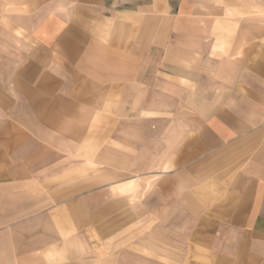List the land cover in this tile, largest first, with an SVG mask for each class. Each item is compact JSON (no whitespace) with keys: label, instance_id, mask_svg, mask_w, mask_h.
I'll return each mask as SVG.
<instances>
[{"label":"crops","instance_id":"1","mask_svg":"<svg viewBox=\"0 0 264 264\" xmlns=\"http://www.w3.org/2000/svg\"><path fill=\"white\" fill-rule=\"evenodd\" d=\"M152 107L160 121L174 108L158 166L184 185L161 182L157 235L119 249L94 223L124 202L88 218L70 201L87 186L62 179L72 155L102 145L104 118L127 127ZM88 257L264 264V0H0V264Z\"/></svg>","mask_w":264,"mask_h":264},{"label":"rangeland","instance_id":"2","mask_svg":"<svg viewBox=\"0 0 264 264\" xmlns=\"http://www.w3.org/2000/svg\"><path fill=\"white\" fill-rule=\"evenodd\" d=\"M183 106H189L185 104V100ZM189 111V109L188 111L183 110L178 116H182L183 121L189 120L190 113H187ZM174 113L173 108L172 112L167 113L166 116L163 115L160 121V114L157 112V108L152 107L150 114L131 115L127 121L129 127L122 125L123 127L118 129L109 128L111 119L108 118L106 120L104 118V128L101 132L97 131L96 139L97 143L101 141L102 145L86 146V160H79L78 154L77 156H71L70 177L62 179L64 180L63 184H65V188L70 187L71 189L82 186V190L84 185L87 186L85 193L81 192L76 195L71 190L70 201L80 200L83 203L84 213L87 214L88 218L92 216L95 206L98 207L101 204L103 206L106 205L114 195L116 196V200L119 199L124 202V205L120 209H116L117 211L111 210V214L109 213L108 216L104 214L100 221L94 223L97 226L101 225L107 228L104 241L109 243L117 241L119 243V249H124L125 241L127 243H133L135 241L136 243L145 230L147 233L150 232L157 235L158 226L157 220H155L157 219V215L153 212L158 207V194L156 193L161 182H166L167 186L173 187V189L176 185H179L182 190L184 184L181 185L180 180L175 177L173 172L174 168H169L170 170L165 168L162 170L158 166L159 154L162 148L160 139L166 138L168 140L174 134V130L170 128L172 126L171 123L175 121ZM133 117L134 122L131 121ZM116 121L118 123H124L121 122L124 121L123 119H117V117ZM164 121H166L167 127L166 129L164 127L160 129L159 123H164ZM91 137H96V131L92 132ZM83 153L81 157H84ZM117 174H121L123 179L119 181L115 180ZM55 184L56 186L59 185L57 180ZM126 185L132 186V188L130 190L125 189ZM113 188L118 192L114 191L111 193V189ZM61 199L62 197H57L56 204ZM142 203H145V205ZM75 211L77 210L73 212ZM116 216L120 219L121 224L120 228L117 227L119 229L118 234H120L117 239L114 235L116 231L112 232L110 228L111 219ZM142 218L146 219L143 220ZM143 223L146 225H143ZM182 229L185 231L186 227H182ZM89 237V241L91 240L90 244L95 249L96 238L92 234ZM95 259L88 257L86 259L87 264H95ZM113 259H104L107 263L99 262V264H112L111 261ZM124 259L126 260L125 256L122 260ZM167 260L171 262L174 261V258H168ZM177 260L184 264L187 259L180 258Z\"/></svg>","mask_w":264,"mask_h":264}]
</instances>
